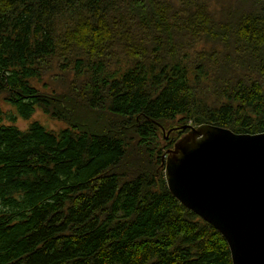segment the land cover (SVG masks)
Wrapping results in <instances>:
<instances>
[{"label":"trees","instance_id":"trees-1","mask_svg":"<svg viewBox=\"0 0 264 264\" xmlns=\"http://www.w3.org/2000/svg\"><path fill=\"white\" fill-rule=\"evenodd\" d=\"M0 98V264H233L165 158L264 132V0H0Z\"/></svg>","mask_w":264,"mask_h":264},{"label":"water","instance_id":"water-1","mask_svg":"<svg viewBox=\"0 0 264 264\" xmlns=\"http://www.w3.org/2000/svg\"><path fill=\"white\" fill-rule=\"evenodd\" d=\"M188 127L166 153L168 189L223 235L233 264H264V132Z\"/></svg>","mask_w":264,"mask_h":264},{"label":"rangeland","instance_id":"rangeland-1","mask_svg":"<svg viewBox=\"0 0 264 264\" xmlns=\"http://www.w3.org/2000/svg\"><path fill=\"white\" fill-rule=\"evenodd\" d=\"M46 80H49L48 77H46ZM0 103L4 110L6 111H14L11 106H9L7 103H4V101L0 98ZM33 119L39 120L42 124H44L47 128L50 129H59L60 127L64 126V123L55 119L50 118L48 115L44 114L41 110H37L30 119H23L21 117H17L16 125L22 129L26 128L30 121ZM168 131H164L165 134Z\"/></svg>","mask_w":264,"mask_h":264}]
</instances>
